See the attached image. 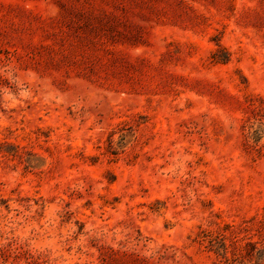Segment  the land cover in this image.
<instances>
[{
	"label": "rangeland",
	"instance_id": "rangeland-1",
	"mask_svg": "<svg viewBox=\"0 0 264 264\" xmlns=\"http://www.w3.org/2000/svg\"><path fill=\"white\" fill-rule=\"evenodd\" d=\"M0 264H264V0H0Z\"/></svg>",
	"mask_w": 264,
	"mask_h": 264
}]
</instances>
